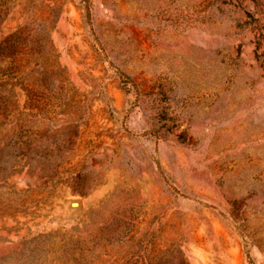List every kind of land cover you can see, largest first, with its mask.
I'll return each mask as SVG.
<instances>
[{
	"label": "rangeland",
	"instance_id": "1",
	"mask_svg": "<svg viewBox=\"0 0 264 264\" xmlns=\"http://www.w3.org/2000/svg\"><path fill=\"white\" fill-rule=\"evenodd\" d=\"M0 264H264V0H0Z\"/></svg>",
	"mask_w": 264,
	"mask_h": 264
}]
</instances>
